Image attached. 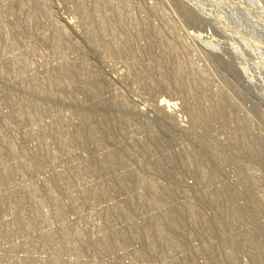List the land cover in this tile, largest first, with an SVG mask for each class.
Listing matches in <instances>:
<instances>
[{
  "label": "rangeland",
  "instance_id": "374dc122",
  "mask_svg": "<svg viewBox=\"0 0 264 264\" xmlns=\"http://www.w3.org/2000/svg\"><path fill=\"white\" fill-rule=\"evenodd\" d=\"M197 2L0 0V264H264V0Z\"/></svg>",
  "mask_w": 264,
  "mask_h": 264
},
{
  "label": "bare ground",
  "instance_id": "6f19581e",
  "mask_svg": "<svg viewBox=\"0 0 264 264\" xmlns=\"http://www.w3.org/2000/svg\"><path fill=\"white\" fill-rule=\"evenodd\" d=\"M180 1H181V0H180ZM183 1H185V3H187V4H189V3L187 2V0H183ZM188 1H189V0H188ZM190 1H191V5H190V4H189V5H190L191 7H194L193 10H194L196 13L202 15V14L205 12L206 7H205V8H204V7H201V5H203L204 2H203V3L200 2V3H202V4H200V3L197 2V0H195V1H194V0H190ZM199 1H200V0H199ZM192 2H193V3H192ZM206 3H207V2H206ZM198 4H200V5H198ZM179 5H180V4H179ZM192 5H193V6H192ZM207 6H208V5H207ZM203 8H204V10H203ZM202 11H204V12H202ZM206 11H207V10H206ZM188 13H189V12H188ZM201 13H202V14H201ZM189 14H190V13H189ZM207 14H208V13H207ZM191 16H192V15H191ZM205 16H207V15H205ZM205 16H204V17H205ZM200 17H201V16H200ZM189 18H190V17H189ZM190 19H192V18H190ZM214 23H215V22H214ZM103 25H104V23L101 22V24L98 25V26L104 27L105 25H104V26H103ZM240 26H241V25H240ZM99 28H100V27H99ZM103 29H104V28H103ZM253 30H256L255 32H257V29H256V28H253ZM255 32H254V33H255ZM237 33H238V32H237ZM239 33H240V32H239ZM156 35H158V34H156ZM156 35H155V36H156ZM155 36H154V37H155ZM61 37H62V36H61ZM255 37H256V35H255ZM163 38H164V37H163ZM61 39H62V38H61ZM254 39H255V38H254ZM59 40H60V39H59ZM63 40H64V39H63ZM60 41H61V40H60ZM157 43H158V42H157ZM159 43H160V42H159ZM164 44H165V43H164ZM172 56H173V58H174V55H173V54H172ZM175 66H176V65H175ZM179 66H181V65H179ZM182 67H183V66H182ZM176 69H178V68H176ZM173 71H174V70H173ZM178 71H179V70H178ZM184 71H185V69H184ZM191 71H192V70H191ZM189 72H190V71H189ZM175 73H177V72H175ZM190 73H191V72H190ZM172 74H173V73H172ZM177 74H178V73H177ZM177 74H176V75H177ZM181 75H183V74H180V76H181ZM192 75H193V72H192ZM184 76H185V75H184ZM190 76H191V75H190ZM181 77H182V76H181ZM174 78H175V77H174ZM186 78H187V77H185V79H186ZM191 78H192V77H191ZM179 79H180V78H179ZM179 79H178V80H179ZM194 79L196 80L195 77H194ZM194 79H193V80H194ZM190 80H191V79H190ZM193 80H192V82H194ZM182 81H183V80H182ZM185 81H187V80H185ZM185 81H184V82H185ZM195 82H196V81H195ZM181 83H182V82H181ZM186 83H187V82H186ZM159 103H163V101H161V102H159ZM164 104H165V103H164ZM160 105H161V104H160ZM191 106H192V105H191ZM165 107H167V106H165ZM189 108H193V107H189ZM193 110H194V108H193ZM188 111H189V109H188ZM194 114H195V113H194ZM196 114H197V113H196ZM196 114H195V115H196ZM192 115H193V114H192ZM189 116H190V115H189ZM205 117H206V115H205ZM206 122H207V121H206ZM206 122H205V123H206ZM85 135H86V134H85ZM87 135H88V134H87ZM249 141H250V140H249ZM249 146H250V144H249ZM250 149H251V148H250ZM213 150H214V149H213ZM215 151H216V150H215ZM211 152H212V151H211ZM213 153H214V152H213ZM116 155H117V154H116ZM196 155H197V154H196ZM196 155L194 156L195 158H196ZM198 155H200V154H198ZM211 155H212V154H211ZM216 155H217V153H216ZM110 156H111V154L109 155V157H110ZM192 156H193V154H192ZM200 156H201V155H200ZM200 156H198V157L200 158ZM194 157H192V158L195 159ZM201 157H202V156H201ZM210 157H211V156H210ZM111 158H112V156H111ZM186 158H187V157H186ZM186 158H185V159H186ZM214 158H215V157H214ZM216 158H218V157H216ZM200 159H201V158H200ZM200 159H199V161H200ZM108 160H109V159H108ZM108 160H107V161H108ZM190 160H191V158H190ZM197 160H198V159H197ZM215 160H217V159H215ZM110 161H111V159H110ZM113 161H114V160H113ZM187 161H188V160H187ZM199 161H198V162H199ZM103 162H106V161L103 160ZM198 162L196 161V163H198ZM200 162H201V161H200ZM200 162H199V165H200ZM194 165H196V164L194 163ZM197 166H198V165H197ZM197 166H196V169H198V170L201 169V168H197ZM198 167H199V166H198ZM202 167H203V166H202ZM204 167H205V166H204ZM205 168H206V167H205ZM202 169H203V172H205V171H204V168H202ZM196 172H198V171H196ZM199 172H200V171H199ZM201 172H202V170H201ZM124 174H125V173H124ZM127 174H128V173H127ZM201 174H202V173H201ZM208 174H209V177L214 176V173H213V172L208 173ZM208 174H204V177H205V175H206L207 177H205V178H208ZM210 174H211V175H210ZM125 175H126V174H125ZM199 175H200V174H199ZM199 175H198V176H199ZM127 176H128V175H127ZM202 176H203V174H202ZM213 178H214V177H213ZM208 179L210 180V178H208ZM211 179H212V178H211ZM247 184H248V183H247ZM150 187H151V186H150ZM150 187H149V188H150ZM222 187H225V186H222ZM149 188H148V190H149ZM248 188H249V186H248ZM152 189H154V188H152ZM219 189H220L219 192H218V193L216 192L217 196H216L215 193H214L215 191L213 192V193H214V194H213V195H214V198H216V200H217V199H218V200H221V199H219V198H220L219 196L224 195L225 192H226V195H230V194H231V193H230V194H227V191L224 192V190H223L222 188H219ZM154 190H155V189H154ZM154 190H153V191H154ZM216 190L218 191V189H216ZM225 190H229V189L226 188ZM150 191H151V189H150ZM167 191H168V190H167ZM154 192H155V191H154ZM228 193H229V192H228ZM149 194H150V193H149ZM151 195H153V193H151ZM154 195H155V193H154ZM213 195H212V196H213ZM230 196H231V195H230ZM144 197H146V196H144ZM151 197H152V196H151ZM226 197H227V196H226ZM211 198H212V197H211ZM228 198H229V197H228ZM145 200H147V199L145 198ZM148 200L150 201V199H148ZM216 200L214 199L215 202H216ZM218 200H217V203H218ZM228 203H229V202H228ZM251 205H252V204H251ZM233 206H234V204H233ZM231 207H232V206H231ZM182 208H183V207H182ZM175 209H176V208H175ZM178 209H180L179 206H178ZM187 209H188L187 211H190V212H187V216L193 214V212L191 213V211H192L191 208H190L191 210H190L188 207H187ZM183 210H185V209H183ZM183 210H182V211H183ZM230 210L233 211V210H234V207H233V209H230ZM172 212H173V211H172ZM172 212H171V214H172ZM180 212H181V211H180ZM183 212H184V211H183ZM238 212H239V211H238ZM232 213H234V212H232ZM161 214L164 215L163 213H161ZM167 215H168V217L166 216V214L164 215L165 217H163V216L160 215L159 217H162L161 219H159V218L157 219V218H156L157 220H156V221L154 220V222H155L154 225H156L155 228H156V230L158 231V234H160L161 232H162V234L164 233V231H165V227L163 228V226H164L165 224H167L168 226H169L170 223L173 224V225H174V224L176 225V223L173 221L175 218L171 220V219L169 218L170 216H169L168 213H167ZM171 216H172V215H171ZM222 216H223V215H222ZM195 220H196V219H195ZM176 221H177V219H176ZM178 223H179V222H178ZM25 224H27V223H25ZM179 224H180V223H179ZM167 225H166V227H167ZM180 225H181V224H180ZM180 225H179V226H180ZM25 226H26V225H25ZM28 226H29V225H28ZM170 226H171V225H170ZM23 227H24V226H23ZM181 227H182V226H180V228H181ZM172 228H173V227H172ZM176 228H178V227L176 226ZM167 229H168V228H167ZM20 230H21V229H20ZM25 230H26V229H25ZM28 230H29V229H28ZM177 230H178V229H177ZM166 231H167V230H166ZM166 231H165V233H167ZM168 231H169V230H168ZM178 231H179V230H178ZM25 232H26V231H25ZM27 232H28V231H27ZM115 233H116V232H115ZM46 235H47V234H46ZM166 236H167V235H166ZM45 237H46V236H45ZM45 239H46V238H45ZM48 239H49V238H48ZM56 253H57V252H56ZM55 256H56V255H55ZM52 259L54 260L55 258L52 257ZM52 259H51V260H52ZM55 260H56V259H55ZM57 260H58V259H57ZM58 261H59V260H58ZM50 262H51V261H50ZM52 263L54 264V263H56V261H54V262H52ZM52 263H51V264H52ZM57 264H58V263H57ZM253 264H254V263H253Z\"/></svg>",
  "mask_w": 264,
  "mask_h": 264
}]
</instances>
